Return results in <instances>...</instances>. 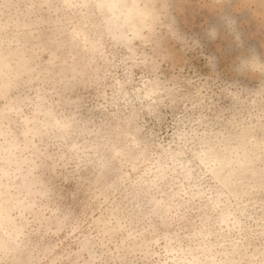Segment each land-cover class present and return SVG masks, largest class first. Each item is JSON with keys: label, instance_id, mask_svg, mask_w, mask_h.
<instances>
[{"label": "clouds", "instance_id": "obj_1", "mask_svg": "<svg viewBox=\"0 0 264 264\" xmlns=\"http://www.w3.org/2000/svg\"><path fill=\"white\" fill-rule=\"evenodd\" d=\"M0 264H264V0H0Z\"/></svg>", "mask_w": 264, "mask_h": 264}]
</instances>
